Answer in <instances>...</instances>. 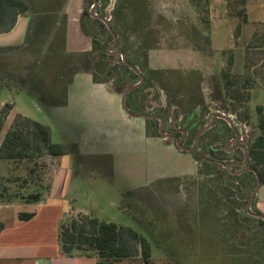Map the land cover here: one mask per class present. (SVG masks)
I'll use <instances>...</instances> for the list:
<instances>
[{"label":"rangeland","instance_id":"rangeland-1","mask_svg":"<svg viewBox=\"0 0 264 264\" xmlns=\"http://www.w3.org/2000/svg\"><path fill=\"white\" fill-rule=\"evenodd\" d=\"M121 1L123 7L131 6L126 0H108L103 10L111 22V10ZM142 1L151 30L150 34L144 31L148 34L146 41L155 46L147 54L149 69L199 71L203 107L198 109L204 117L196 130L217 113L236 117L238 134L242 143L248 144L258 134L254 109L257 105L264 107V14L250 7L247 24L236 33V21L227 17L225 1L209 0L210 28L206 31L189 0ZM252 1L255 2L248 0L251 4ZM59 2L55 0L53 7ZM84 7L95 12L89 1L64 3L68 53L91 50V41L79 30ZM99 9L100 4L96 14ZM19 18L17 21H23ZM24 18L26 25L20 22L13 36L0 38V47H15L0 52V75L6 78L12 76L7 71L15 72L12 77L22 83L20 92L0 89V110L5 103L13 106L5 130L20 114L47 126L53 143L74 146L72 155L40 160V176L33 177L35 183L44 187L43 198L52 186L61 189L68 206L63 219L89 215L131 227L151 241L154 264H264V242L253 239L258 231H248L250 224L243 212L237 217L225 210L217 197L206 194L210 186L197 175L201 162L194 161L191 151L179 149L168 139L147 136L144 119L127 115L121 106L123 94L112 91V82L97 86L91 76L79 73L67 89L68 103L61 107H44L25 93L27 75L44 55L48 41L42 30L27 47L24 36L28 17ZM122 23L123 42L127 39L129 45L140 43L132 24L127 19ZM8 40L13 43L5 44ZM228 57L232 58L233 74H250L254 80L248 86L251 99L247 104L211 101L220 70L228 66ZM172 90L179 97L177 101L192 98L183 88ZM146 95L149 111L164 105L165 93L156 82ZM13 167L18 171L16 165ZM8 175L7 167L0 166V176ZM201 186L205 193L200 196ZM11 205L16 207L2 211L3 220H9L10 213L25 204L18 199L0 204ZM240 220L246 223L241 224ZM115 264L143 263L137 257Z\"/></svg>","mask_w":264,"mask_h":264},{"label":"trees","instance_id":"trees-1","mask_svg":"<svg viewBox=\"0 0 264 264\" xmlns=\"http://www.w3.org/2000/svg\"><path fill=\"white\" fill-rule=\"evenodd\" d=\"M65 1L61 0V3L53 7L55 0H0V35L11 32L19 17H28L25 45L28 47L35 37L43 32L42 30L45 31L47 38L44 40L48 41L47 50L43 51L44 55L35 62L30 74L27 75L25 93L44 107H61L67 103V89L74 76L85 73L91 76L93 84L106 85L112 82V91L123 94V91L139 81L140 75L133 71L135 68L140 72L143 81L125 97L124 106L128 112L134 115L145 113L146 91L156 82L165 93V106L155 109V113L159 114L164 123L172 117V122L176 124L193 125L194 133L204 117L202 111L198 109L203 107L199 87L201 74L195 69L189 71L149 69L147 54L155 46L146 41L148 34L144 31L147 30L150 34L151 30L143 1L126 0L127 4L131 3V6L127 5L126 8L123 7L122 1L119 5H114L111 10V18L114 21L108 22L110 31L100 19L104 17L103 10L108 0H102V3L101 0H85V3L89 1L90 6L96 2L95 12L99 4L100 9L97 13L98 18L91 16L87 8L82 9L79 30L91 41V50L79 53H68L66 50L67 17L63 10ZM189 1L200 16V24L206 31L209 30V0ZM224 1L228 7L227 17L236 21L235 32L239 33L248 22L246 10L248 0ZM125 19L132 24L136 39L142 40L140 43L129 45L127 39L123 42L122 20ZM114 37L116 40L113 42L112 50L123 53L124 62L110 63L111 55L107 54L106 46ZM14 48L0 47V52ZM224 52L222 51L223 55ZM231 61L232 58L228 57V66L220 70L215 95L211 96V101L244 105L251 99L248 86L254 80L250 74H233L230 71ZM7 72L15 76V72L12 74L11 71ZM12 76L3 78L0 75V89L20 92L22 83ZM173 87L178 90L185 89L192 98L189 100L184 98L185 102L177 101L179 97L172 92ZM48 98H52V101ZM12 108L11 104L5 103L0 110V166H6L9 172L8 176H0V204H11L16 199L26 205L37 204L43 200L44 194L42 184L35 183L33 179L40 176L42 164L39 161L44 157L59 160L67 154L72 155L74 146L53 143L47 126L20 114L12 119L1 138V131ZM254 112L258 134L247 145L248 166L257 174L261 186H264V107L257 105ZM236 120L235 117L233 122ZM145 122L147 136H158L154 120L146 119ZM231 134L232 130L228 124L224 120H217L215 127L201 135L197 147L192 151L194 161L201 162L197 175L203 179L204 184L210 186L206 194L217 197L225 210L236 214L237 217L242 211L250 224L248 231L253 233L258 231L253 239L259 238L264 242V220L249 215L246 210L248 199L257 185L255 173L248 171L241 175H233L222 166L228 157L222 147L223 141ZM13 165L17 166L18 171H15ZM29 182L31 184H27ZM204 193V186H201L199 195ZM254 199L255 197L251 201L252 212L261 216L254 206ZM34 215L33 212H19L17 219L28 221ZM239 223L246 222L240 220ZM3 229L4 224L0 223V232ZM58 245L61 255L95 258L96 264H115L137 257L143 264H154L152 243L146 236L131 227L117 226L89 215L61 219L58 224Z\"/></svg>","mask_w":264,"mask_h":264},{"label":"crops","instance_id":"crops-1","mask_svg":"<svg viewBox=\"0 0 264 264\" xmlns=\"http://www.w3.org/2000/svg\"><path fill=\"white\" fill-rule=\"evenodd\" d=\"M250 2L247 3V17L252 11L264 14V0H255L252 4ZM250 7L254 10L250 11ZM20 18L23 21H17L14 29L8 34L0 35V38L13 36L20 22L21 25H26L25 18ZM10 43L13 42L11 40L5 42V44ZM94 85L98 86V84ZM68 101L69 93L67 103ZM5 124L6 121L1 131V138L6 132ZM254 206L264 216V186H260L257 190ZM13 207L16 206H0V223L4 224V229L0 232V264H96L95 258L65 257L59 252L58 224L63 219L68 206L57 185L52 186L47 197L45 196L37 204L22 205L10 213L9 220H3L2 211L12 210ZM23 209L27 211H20ZM19 212H33L35 215L28 221H19L17 219Z\"/></svg>","mask_w":264,"mask_h":264},{"label":"flooded vegetation","instance_id":"flooded-vegetation-1","mask_svg":"<svg viewBox=\"0 0 264 264\" xmlns=\"http://www.w3.org/2000/svg\"><path fill=\"white\" fill-rule=\"evenodd\" d=\"M95 5H96V2L94 1L93 5H91L90 8L93 10L95 8ZM89 13L91 14V16H93L95 18H98V15L96 13H93V12H89ZM104 18H107V17H105V15H104V17L103 18H100V19H104ZM108 20H110V19H108ZM114 38H113V41H111L106 46L107 54L111 55L110 63L111 62L114 63V62H118V61L124 62L122 60V57H121V54H120L121 52L119 50H112L113 42H115V40H116V38L115 39ZM134 70H136V71H134ZM133 71L135 73L136 72H139L135 68H133ZM138 75H140V78H142L140 72H139ZM140 78H139V81L136 84H138L140 82ZM142 81H143V78H142ZM141 83L142 82H140V84ZM132 87H130V88H132ZM130 88L126 89L124 91V93L127 92V91H129ZM134 88H132V89H134ZM129 92H127V94ZM124 101H125V98H124ZM147 102H146V104H147ZM161 106L163 107L165 105H160V107ZM157 108H159V107H157ZM157 108H155V109H157ZM154 110L149 111L148 108H147V105H146L145 113L138 114V115L132 114V115H134V116H140L141 118H143L144 119V127L146 125V122H145L146 119L154 120L153 123L156 125V130H157L158 136L160 138H162V139H168V140H170V142L172 141L174 143V145H176L179 149L185 150V151H191V152L197 147V145L199 143V139H200V137H201L202 134H204L206 131L210 130L211 128L215 127V122H217V120H224L228 124V126L231 128L232 134L229 135V136H227L224 139V141H223V145H222L223 150L228 155V157L226 158V160L223 162V165H222L223 168H225L228 172H230L233 175H241V174H243L245 172H248V171L254 172L248 166V153H247V145L248 144L244 145L242 143V137L238 134V130H237V121L236 122L235 121L233 122V119L234 118L227 117V116L222 115L220 113L214 114V115L211 116L210 120L207 121L204 126H202V128L200 130H196L193 133V131H192L193 125L192 126H187V123H185V124H176V123L172 122L173 121V118L172 117L169 118L168 122L164 123L163 119L162 118H159V114H156ZM172 112L173 111L171 110V114L173 115ZM226 117L230 121H227L226 120ZM168 124H169V127H167ZM161 126H162V134L164 135V137H161V135L159 134V129H160ZM199 126H200V123H199V125H197V128ZM205 127H208V129H206L205 131H203L200 134V136L198 137V139L196 140V137H197L198 133L202 129H204ZM254 197H255V195L253 196V198ZM253 198L251 199V201L253 200ZM249 199H248V201H249ZM251 201H250V205H249V210H247V205H246V210L249 213V215H251L253 217H256V218H261L262 220H264L263 219L264 216L262 214H261V216H259V215L255 214L254 212H252Z\"/></svg>","mask_w":264,"mask_h":264},{"label":"water","instance_id":"water-1","mask_svg":"<svg viewBox=\"0 0 264 264\" xmlns=\"http://www.w3.org/2000/svg\"><path fill=\"white\" fill-rule=\"evenodd\" d=\"M102 20H103V22L105 23V25L107 26V28L110 30L109 23H108V21H109L108 18H104V19H102ZM110 31H111V30H110ZM114 39H115V38H114ZM120 54H121L122 60L124 61V54H123V53H120ZM131 69H132V68H131ZM134 71H136V70H134ZM136 73L139 74V72H136ZM140 82H142V78H140ZM140 82H139L138 84L134 85L132 88L138 86V85L140 84ZM132 88H130L129 91H130ZM129 91H127V92H129ZM127 92H125V93L123 94V96H122L121 106H122L123 110H124V111L127 113V115H129L130 117H140V116H134V115H132V114L129 113L128 110L125 108V106H124V98H125ZM226 120H227V121H230L227 117H226ZM208 127H209V126H208ZM208 127H205L204 129H202V130L198 133V135H197V137H196V140L198 139V137L200 136V134H201L203 131H205L206 129H208ZM159 134L161 135V137H164V135L162 134V126H161L160 129H159ZM189 150H190V149H189ZM254 173H255V172H254ZM255 176H256V180H257V186H256V188L254 189V191L252 192L251 197H250V199H249V201H248V203H247V210H249V205H250V201H251V199L253 198V196L255 195L256 191H257V190L259 189V187L261 186V183H260V181H259L258 176H257L256 173H255ZM263 219H264V218H263Z\"/></svg>","mask_w":264,"mask_h":264}]
</instances>
